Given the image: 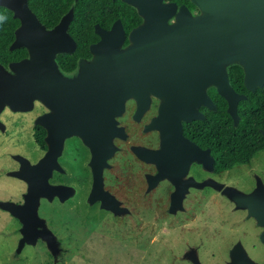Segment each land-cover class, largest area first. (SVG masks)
Returning a JSON list of instances; mask_svg holds the SVG:
<instances>
[{
  "label": "water",
  "instance_id": "1",
  "mask_svg": "<svg viewBox=\"0 0 264 264\" xmlns=\"http://www.w3.org/2000/svg\"><path fill=\"white\" fill-rule=\"evenodd\" d=\"M125 1L140 4L147 12V22L130 30V43L124 50L120 49L124 37L120 19L108 29L95 23L94 32L99 39L89 45L93 64L83 65L81 79L69 82L60 79L56 55L75 50L76 43L68 32L72 8L54 27L46 28L29 8L27 0H0V6L12 10L13 16L20 21L11 47L25 46L28 51L26 57L8 64L12 73L0 63V112L5 104L16 111L29 110L34 98L43 100L55 110L44 119L36 120L48 129L49 150L45 157L34 164L18 158L21 171L16 174L28 182L25 202L19 205L0 201L2 208L22 222L20 244L35 234L51 242L50 231L37 228L36 208L40 195H64L67 192L65 186L47 181L51 169L57 167L55 158L61 150L63 136L76 133L85 143L93 145L94 182L90 198L101 199L106 208L119 209L115 200L103 190L101 178L104 159L113 149L114 117L123 110V101L129 93L151 91L163 98L159 114L147 126L159 129L161 147H137L135 152L144 161L157 165L158 172L149 177L150 186L164 177L173 181L176 188L172 193L171 209L174 210L181 207L189 185L219 188V184L210 179L200 182L193 178L181 179L194 159L207 163L208 169L212 168L209 150L188 145L182 135V120L201 117L190 103L203 102L210 109L214 107L200 87L208 82L215 85L227 101V111L234 124L238 122V102L245 98L234 90L226 67H221L214 56L240 58L241 62H232L242 66L248 89L254 90L264 84V0H193L201 6L203 13L195 18L181 14L180 22L171 26L164 22L170 9L160 6L158 0ZM137 83L147 87L139 89L135 86ZM146 106L147 99L139 106V112ZM98 115L101 119H94ZM262 133L264 135V130ZM222 191L238 206L248 207L249 214L264 224V190L260 184L251 194L231 186ZM125 210L121 206V212ZM261 239L264 241V234ZM230 253L231 264H258L249 259L239 245ZM191 256L195 264H202L193 254Z\"/></svg>",
  "mask_w": 264,
  "mask_h": 264
},
{
  "label": "rangeland",
  "instance_id": "2",
  "mask_svg": "<svg viewBox=\"0 0 264 264\" xmlns=\"http://www.w3.org/2000/svg\"><path fill=\"white\" fill-rule=\"evenodd\" d=\"M214 60L223 68L229 62L242 61L221 55H215ZM91 64L93 60L80 62L75 77L57 70L61 80L73 82L82 74L83 65ZM210 84H203L201 90ZM45 110L55 112L34 98L29 110L16 111L5 104L0 112V201L25 202L28 182L16 174L21 171L18 158L34 164L40 157L32 127ZM148 118L141 122L147 124L143 133L141 126L130 124L132 129L121 141V148L103 168L102 188L119 209L106 208L101 199L90 198L89 150L77 137H71L65 140L58 159L64 171L49 176L51 183L62 181L67 192L40 195L36 208L37 228L50 231L51 242L35 234L20 244L22 222L0 206V264H195L192 254L202 264H231L230 252L236 245L242 246L250 259L255 254L263 257L258 235L264 232V224L222 189L231 186L245 192L252 175L264 176V151L257 152L249 164H238L221 175L215 181L219 188H189L181 207L172 210V184L164 177L150 186L149 177L157 172L155 162L144 161L135 152L142 146L134 144L143 140L159 145V139L154 138L159 129L148 131L154 129L147 127L153 120L147 123ZM258 158L263 165L256 164ZM205 172V179L212 180ZM189 174L203 176L196 167H191Z\"/></svg>",
  "mask_w": 264,
  "mask_h": 264
},
{
  "label": "trees",
  "instance_id": "3",
  "mask_svg": "<svg viewBox=\"0 0 264 264\" xmlns=\"http://www.w3.org/2000/svg\"><path fill=\"white\" fill-rule=\"evenodd\" d=\"M29 8L46 27H54L61 17L72 8V19L68 32L76 42L73 52L59 53L56 62L67 60L66 70H73L78 57L90 56L88 45L99 36L94 32V23L108 29L120 19L126 32L140 22L135 9L122 0H27ZM20 21L13 16L12 10L0 6V63L7 67L12 61H18L28 55L25 46L12 48L15 30ZM230 84L238 93L245 95L238 102V122L233 123L227 111L226 99L211 89L217 107L206 111L205 120L192 122L190 126L200 134L204 130L207 146H211L215 155L216 170L231 168L236 164H248L251 158L264 149V85L254 90L244 85V72L239 64L228 68ZM45 130L38 124L33 126V138L41 147L46 148Z\"/></svg>",
  "mask_w": 264,
  "mask_h": 264
},
{
  "label": "flooded vegetation",
  "instance_id": "4",
  "mask_svg": "<svg viewBox=\"0 0 264 264\" xmlns=\"http://www.w3.org/2000/svg\"><path fill=\"white\" fill-rule=\"evenodd\" d=\"M122 1L125 2L126 4L132 6L135 9L137 15L140 17V22L137 25H135L134 27H132V28L140 27L144 23L147 22V20H148L147 12H145L144 9H141L140 4L134 5V4H131V3H127L125 0H122ZM158 1H159V5L160 6H168V10L170 9L169 15H166V17L164 19V22H165V24L167 26H171V25H175V24L179 23L181 14L185 13L191 18H195V17H197V16H199L200 14L203 13V10H202L201 6L197 2H195L193 0H158ZM121 24H122V21H121ZM122 27L124 29L123 24H122ZM130 30L128 32H126L125 29H124V37H123V42L121 44V50H124L127 47V45L130 43V40H129V32H130ZM96 41H94V42H96ZM89 45H88V48H89ZM89 52H90V50H89ZM61 53H67V52H61ZM57 55H56V57H57ZM90 60H93V53H91V52H90V56L89 57H86V56L78 57L77 62H76V66L71 71L65 69V65L68 64L67 60H62V59L59 60V62L57 63V67L65 76L75 77L79 73L80 62H82V61H90ZM231 64H239V63L238 62H232V63L227 64V66H226L227 74H228L227 68ZM79 79H81V76H80ZM135 86L139 87V89H144V88L147 87V86H145L144 83H139V84L137 83V85H135ZM199 87L196 86V88H199ZM211 89H214L218 93V91H217V89H216V87H215V85L213 83L208 85L207 87H205L203 92L206 95H208V97L211 99L212 104H213L214 107L212 109H210L203 102H200L198 105L190 103L191 106L193 107V109L195 110V112L200 114L201 117H198V118L194 117V118H191L189 120H182L181 122H182V135H183L184 140L187 142L188 145L194 144V145H197L199 148H201L203 150L208 149L210 157L212 158V162H211L212 163V168L207 170L206 169V164L207 163L205 164V163L200 162V161L196 162V159H194V160H192L189 163L186 174H188V171L190 170L191 167H196V168H198L201 171V174L203 176H196L194 174H189V175L185 174V175L181 176L182 180H185V179H188V178H193L197 182L203 181V180H205V177H206L205 176L206 175L205 171L209 172V173H207V175H209V177L211 176L213 181L220 180V178L223 177V176L221 177V175H223L224 173H227L229 171H232L235 168V166L238 165V164H236V165L232 166L231 168H225V169L216 170L215 165H214V162H215L214 151L211 148V146H207V144H206V140L204 138V136H205L204 130H201L200 134H199L194 129L193 126H190L192 124V122H194V121L205 120L206 111L207 110L216 109L217 103H216L214 97L210 94ZM146 99H147V106L140 113L139 112V106L144 105L145 102H146ZM161 100H162L161 97L156 96L151 91H147V93L138 92L137 94L129 93L127 95V97L124 99V101H123V110L119 114L115 115L116 134L113 135V137L111 138V144L113 146V149H112L111 153H109L107 155V157L104 159L105 163H104V165H103V167L101 169V178H102V185L103 186H104V179H103V176H102L103 168L107 164V161L109 159H111L118 152V150L121 148V141H124L127 138L130 130L132 129V126L130 124H137L138 126H141L142 127L141 132L143 133V130L146 127L147 124L146 123L141 124L142 120H144L145 117L149 115L148 122H147V123H149L154 117H156L159 114V106H160ZM43 103L45 104L44 101H43ZM151 112H153L152 115L149 114ZM49 114L50 113L45 110L39 117L44 119ZM94 119L100 120L101 119V115H98L97 117H94ZM102 119L104 120V118H102ZM36 124L40 125L46 132V134L44 136V141H45V144H46V148H41L35 142V140L33 138V132H32L33 143H34L35 146L38 147L39 151H41V155H40V157L37 160V162H38V161H40L41 159H43L45 157L47 151L49 150V143L47 142V139H46L47 136H48V129L45 126V124L42 123V122L41 123H36ZM32 129H33V127H32ZM148 131H156V128L148 130ZM160 135L161 134L158 131L157 132V136L154 137L155 141H156L157 138L159 139V145H157V146H152V145H155V144H152V143H154V141L152 143H149V142L144 141V140L142 142L136 143L134 145L146 147V148H149V149H159L161 147V136ZM71 137H77L84 145H86L88 147L89 154H90V160H89L88 164H89V171H90L91 178H92L91 186H93L94 174H93L92 163H91L92 159H93V145L85 143L83 137L81 135H79V134H76V133L75 134L72 133V134H68V135L63 136L62 141H61V150H60L59 154L56 155V158H55L56 163H57V167H53L51 169L50 174L48 175L47 181H48L49 184H52V185L63 186V184H61L62 181L59 184L51 183L49 181V176L51 175V173L53 171H56L57 174H62V172L64 171V168L61 166V164L59 163L58 159L61 156L65 140H67V139H69ZM98 143L100 144V139H98ZM262 151H264V149ZM141 161H143V160H141ZM255 161H256V164L263 165V163H262L263 160L262 159L258 158ZM155 167L157 169L156 163H155ZM156 171L158 172V169ZM252 178L253 179H251V181H250V179H248L249 183H250L248 185H250V186H248L249 188L247 187L245 192L248 193V194L253 193L257 189L258 184H260L262 186L263 190H264V176L262 174L255 173L254 175H252ZM167 179H168V181H170V183L173 186V190L170 192V202H171L172 193L174 192L176 187H175V184L173 183V181L169 177H167ZM204 186L205 187H211L212 186V188H213V185H207V186L204 185ZM197 187L198 186H195V185H189L184 193H186L189 188H197ZM182 200H184V196L182 197ZM182 200H181V203H182ZM263 234H264V232L260 233L258 235V238L263 243V244L261 243L260 247L262 246L263 247L262 250L264 251V241L261 239V236ZM254 246H256V243L252 244L253 248H254ZM261 254H263V253H261ZM263 257L262 256L260 257L259 255L256 256V254H255V256L254 255L252 256L253 259H251V260L254 261L255 263H258V264H261V263L264 264V259H262Z\"/></svg>",
  "mask_w": 264,
  "mask_h": 264
}]
</instances>
